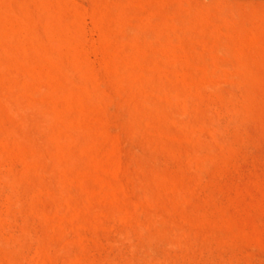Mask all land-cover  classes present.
<instances>
[{
	"label": "rangeland",
	"instance_id": "374dc122",
	"mask_svg": "<svg viewBox=\"0 0 264 264\" xmlns=\"http://www.w3.org/2000/svg\"><path fill=\"white\" fill-rule=\"evenodd\" d=\"M0 264H264V0H0Z\"/></svg>",
	"mask_w": 264,
	"mask_h": 264
},
{
	"label": "bare ground",
	"instance_id": "6f19581e",
	"mask_svg": "<svg viewBox=\"0 0 264 264\" xmlns=\"http://www.w3.org/2000/svg\"><path fill=\"white\" fill-rule=\"evenodd\" d=\"M144 77V76H143ZM236 78V77H235ZM23 87V86H22ZM207 89V88H206ZM118 90V89H117ZM25 92V91H24ZM181 109V108H180ZM26 113V112H25ZM48 114V113H47ZM133 118V117H132ZM21 119V118H20ZM229 119V118H228ZM234 123V122H233ZM212 126V125H211ZM218 128V127H217ZM29 133V132H28ZM216 135V134H215ZM39 149V147H38ZM41 154V153H40ZM46 162V161H45ZM43 165V164H42ZM15 186V185H14ZM147 196V195H146ZM144 242V241H143ZM150 242V241H149ZM148 244V243H147ZM149 248V247H148Z\"/></svg>",
	"mask_w": 264,
	"mask_h": 264
}]
</instances>
